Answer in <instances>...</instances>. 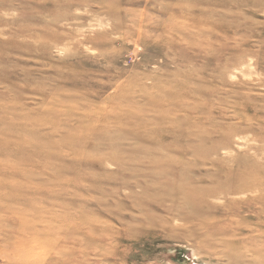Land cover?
I'll use <instances>...</instances> for the list:
<instances>
[{"label": "rangeland", "instance_id": "obj_1", "mask_svg": "<svg viewBox=\"0 0 264 264\" xmlns=\"http://www.w3.org/2000/svg\"><path fill=\"white\" fill-rule=\"evenodd\" d=\"M0 251L264 264V0H0Z\"/></svg>", "mask_w": 264, "mask_h": 264}, {"label": "bare ground", "instance_id": "obj_2", "mask_svg": "<svg viewBox=\"0 0 264 264\" xmlns=\"http://www.w3.org/2000/svg\"><path fill=\"white\" fill-rule=\"evenodd\" d=\"M233 191L237 190V187L236 186H233L232 189ZM258 211V210H257ZM249 220V219H248ZM224 236V235H223ZM219 244V243H218ZM263 244V243H262ZM256 246V245H255ZM215 247V246H214ZM17 248V247H16ZM217 248V247H216ZM1 252V251H0ZM12 253V252H11ZM17 254V253H16ZM2 257V256H1ZM11 260V259H10ZM90 263V262H89ZM228 264V263H227Z\"/></svg>", "mask_w": 264, "mask_h": 264}]
</instances>
